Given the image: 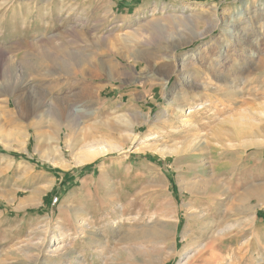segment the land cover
<instances>
[{
    "label": "rangeland",
    "instance_id": "obj_1",
    "mask_svg": "<svg viewBox=\"0 0 264 264\" xmlns=\"http://www.w3.org/2000/svg\"><path fill=\"white\" fill-rule=\"evenodd\" d=\"M263 110L264 0H0V264H264Z\"/></svg>",
    "mask_w": 264,
    "mask_h": 264
},
{
    "label": "bare ground",
    "instance_id": "obj_2",
    "mask_svg": "<svg viewBox=\"0 0 264 264\" xmlns=\"http://www.w3.org/2000/svg\"><path fill=\"white\" fill-rule=\"evenodd\" d=\"M225 22V23H224ZM224 26H231V28L233 29V26H232V24H230L229 22H228V20H227V22L226 21H223V23H222ZM238 31V30H237ZM232 34V33H231ZM243 38V37H242ZM245 41V40H244ZM244 43V42H243ZM246 44V43H245ZM248 45H249V43H247ZM249 47V46H248ZM262 62H263V60H262ZM181 65V64H180ZM182 68V67H181ZM125 76V75H124ZM128 78V77H127ZM76 111H79V112H84V109L83 108H77V109H75ZM191 111V109L188 111V113ZM264 111V110H263ZM187 113V114H188ZM55 114V113H54ZM48 119V118H47ZM65 123V122H64ZM239 125V124H238ZM234 126V125H233ZM240 126V125H239ZM62 130V129H61ZM254 132V131H253ZM242 133V132H241ZM3 134V133H2ZM58 134V133H57ZM0 135H1V133H0ZM242 135V134H241ZM1 137H2V139H3V137H4V135H2V136H0V139H1ZM7 137V136H6ZM14 137V136H13ZM95 137V136H94ZM218 138V137H217ZM214 138V143H217V142H221L220 140H218V139H220V138ZM249 138V137H248ZM248 138H241V140H240V142L243 144V145H246L247 146V143H248V141H249V139ZM254 138V137H253ZM1 139V140H2ZM6 138H4V140H5ZM8 139V138H7ZM10 139V138H9ZM8 139V140H9ZM93 139V138H92ZM205 139V138H204ZM3 141V140H2ZM93 141V140H92ZM91 141V142H92ZM224 141V140H223ZM229 141V140H228ZM228 141H227V143H228ZM260 141V140H259ZM9 142V141H8ZM204 142V141H203ZM232 142V141H231ZM249 142H252V141H249ZM93 143V142H92ZM95 143V142H94ZM230 144V143H229ZM255 146H257V145H255ZM5 147V146H4ZM6 147H8V146H6ZM115 149V147H114V145H112V144H104V145H102V143H99V144H96V145H91V146H88L86 149H84V150H82L83 152H81V153H79V155H77V157H76V163H82V162H85V161H88V160H91V159H93V158H95V157H97V156H99V155H103L104 153H107V152H109V151H112V150H114ZM54 153H55V151H54ZM56 156V155H55ZM58 156V155H57ZM53 157V156H52ZM53 160H61L60 158H59V156L58 157H53V159H49V161H51L52 163L54 162ZM59 165H62V164H59ZM64 167V166H63ZM66 167V166H65ZM38 202V201H37ZM38 204V203H37ZM26 205V204H25ZM33 207V206H32ZM17 209H18V207H17ZM187 247V246H186ZM57 248H58V246H57ZM187 249H185V250H183V253H187V251H186ZM53 253V252H52ZM212 254V253H211ZM215 254V253H214ZM202 256V255H201ZM185 258H187V257H185ZM189 258V257H188ZM206 259V258H205ZM208 259V258H207ZM198 261V260H197ZM181 262V261H180ZM190 262V261H189ZM189 262H188V260H184L183 262H181L180 264H189ZM191 264V263H190Z\"/></svg>",
    "mask_w": 264,
    "mask_h": 264
},
{
    "label": "crops",
    "instance_id": "obj_3",
    "mask_svg": "<svg viewBox=\"0 0 264 264\" xmlns=\"http://www.w3.org/2000/svg\"><path fill=\"white\" fill-rule=\"evenodd\" d=\"M141 91H143L141 88H137V89H135V90H133L132 92H130V93H128V92H122L121 94H130L129 96H131V95H137V92H138V94H139V96H141L142 95V92ZM43 200L44 199H41L40 201H38L37 203H36V201H35V199H28L27 201H26V204H32V205H36V207H39L40 205H42V202H43ZM50 206V205H49Z\"/></svg>",
    "mask_w": 264,
    "mask_h": 264
},
{
    "label": "built area",
    "instance_id": "obj_4",
    "mask_svg": "<svg viewBox=\"0 0 264 264\" xmlns=\"http://www.w3.org/2000/svg\"><path fill=\"white\" fill-rule=\"evenodd\" d=\"M58 201V195H55L53 199H51L52 206H55L56 202Z\"/></svg>",
    "mask_w": 264,
    "mask_h": 264
}]
</instances>
